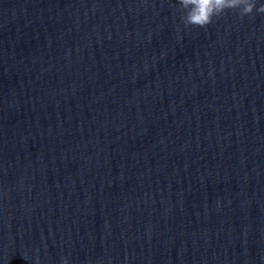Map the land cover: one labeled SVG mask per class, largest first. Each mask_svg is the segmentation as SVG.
<instances>
[{
  "label": "water",
  "instance_id": "obj_1",
  "mask_svg": "<svg viewBox=\"0 0 264 264\" xmlns=\"http://www.w3.org/2000/svg\"><path fill=\"white\" fill-rule=\"evenodd\" d=\"M181 15L0 0V264H264V14Z\"/></svg>",
  "mask_w": 264,
  "mask_h": 264
},
{
  "label": "clouds",
  "instance_id": "obj_2",
  "mask_svg": "<svg viewBox=\"0 0 264 264\" xmlns=\"http://www.w3.org/2000/svg\"><path fill=\"white\" fill-rule=\"evenodd\" d=\"M177 3L182 10L180 22L186 28H205L226 10H238L241 18L252 17L254 13L264 14V3L257 6L258 0H177ZM60 264H68L67 258L62 257Z\"/></svg>",
  "mask_w": 264,
  "mask_h": 264
}]
</instances>
